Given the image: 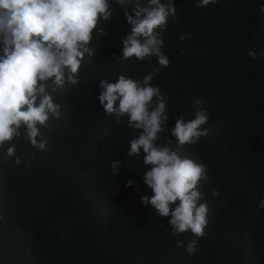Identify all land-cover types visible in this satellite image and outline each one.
Instances as JSON below:
<instances>
[{
  "label": "trees",
  "instance_id": "16d2710c",
  "mask_svg": "<svg viewBox=\"0 0 264 264\" xmlns=\"http://www.w3.org/2000/svg\"><path fill=\"white\" fill-rule=\"evenodd\" d=\"M111 2L113 16L99 26L107 35L94 36L96 54L85 56L80 82L54 94L61 114L74 111L75 122L50 118L40 128L46 151L23 137L13 141L20 165L5 161L7 144L0 148V264H264V210L255 214L264 199V0H218L205 8L173 0L176 17L160 33L170 65L152 84L168 98V138L178 116L192 118L194 100L202 99L211 116L208 136L179 148L181 158L206 164L210 177L199 189L208 224L192 257L176 241L197 237L174 235L167 218L141 203L152 196L143 180L150 168L142 150L127 155L137 135L129 118L95 109L102 78L142 79L151 71L135 58L113 59L122 58L130 26L125 9ZM183 33L191 38L181 42ZM113 160L122 162L116 176ZM129 180L133 187L125 188Z\"/></svg>",
  "mask_w": 264,
  "mask_h": 264
},
{
  "label": "clouds",
  "instance_id": "9594fccd",
  "mask_svg": "<svg viewBox=\"0 0 264 264\" xmlns=\"http://www.w3.org/2000/svg\"><path fill=\"white\" fill-rule=\"evenodd\" d=\"M217 3L218 0H197L196 6L205 8ZM115 4L125 9L130 33L122 41V58L113 59L135 58L147 62L151 71L142 79L120 75L112 82L102 78L100 105L96 103L95 109L103 115L129 118L128 126L137 135L129 141L127 155L139 156L142 150L143 163L150 168L143 180L152 196H142L141 203L145 207L151 205L159 217L167 218L174 235L190 232L197 237L186 244L176 241V247L184 248L192 257L208 224L209 206L201 202L203 193L199 189L210 177L206 164L199 158H181L179 148L207 137L209 132L204 126L211 116L201 107L202 99L194 100L192 118L178 116L168 138V98L152 81L156 73L170 65L160 33L168 18L176 17L177 7L173 0H147L145 5L139 0H115ZM130 4L135 7L130 9ZM259 11L264 12V7ZM113 13L111 0H0V148L8 145L5 161L14 158L16 165L22 163L13 143L21 137L25 143L46 151L48 140L40 128L50 118L62 117L60 122L69 123L68 127L75 122L74 111L61 114L54 94L68 84L75 86L80 82L79 70L85 56L96 54V48L91 47L94 36L107 35L99 29L100 23L109 21ZM189 38L191 33L179 37L181 42ZM248 56L258 59L255 50H249ZM154 57L158 66L152 63ZM121 166V161L111 162L115 176ZM129 187H133L131 180L125 184V188ZM211 195L218 197L220 192L213 188ZM260 210H264V199L258 204L257 216Z\"/></svg>",
  "mask_w": 264,
  "mask_h": 264
},
{
  "label": "bare ground",
  "instance_id": "6f19581e",
  "mask_svg": "<svg viewBox=\"0 0 264 264\" xmlns=\"http://www.w3.org/2000/svg\"><path fill=\"white\" fill-rule=\"evenodd\" d=\"M92 126H93V124H92Z\"/></svg>",
  "mask_w": 264,
  "mask_h": 264
}]
</instances>
